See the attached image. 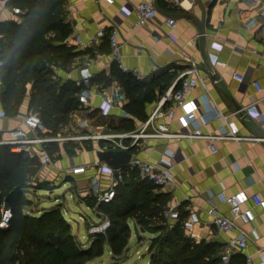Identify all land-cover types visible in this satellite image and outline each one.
<instances>
[{
	"label": "crops",
	"instance_id": "0c3cea01",
	"mask_svg": "<svg viewBox=\"0 0 264 264\" xmlns=\"http://www.w3.org/2000/svg\"><path fill=\"white\" fill-rule=\"evenodd\" d=\"M141 1L114 0L113 4H109L104 0H67L66 20L72 28L67 43L86 51L81 45L94 39L99 28L118 27L119 39L121 43L124 42L123 63L130 70L138 72V75L126 74L137 79H144L167 68L176 74V79L191 66V62H196L200 75L207 77L208 91L200 87L198 93L208 96L212 107L210 110L202 108L187 123L180 120L181 112H177L171 129L173 132H191L199 126V131L205 137L140 140L137 151L132 155L150 163L164 159L174 166L173 184L158 187V191L170 195L169 209H175L183 216L193 211L198 213L200 222L191 233H187L190 238L196 243L203 240L217 242L221 244L222 252L229 237H240V233L219 234L212 224V218L206 213L210 205L216 204L220 214L228 215L229 205L223 203L225 197L242 194V207L248 208L252 205L253 194L264 196V0H197L193 6L185 4L186 9L182 10L158 0V14L154 22L133 28L136 16L131 10ZM122 7L127 11H121ZM13 9L6 0H0V23L17 18ZM168 17L176 20V26L172 29L164 23ZM154 37H159V40ZM103 41L96 40L95 45L87 49L92 53L77 59L71 71L57 68L63 81H75L89 91L87 106L81 105L83 109L75 111L72 128L67 134L75 135L79 125H86L83 134L90 130L93 133H108L111 130L119 133L111 128L108 132L103 131L101 121L117 117L118 124L129 118L124 110L127 99L120 82L116 77H110L116 63L110 47H102ZM140 46L143 49L138 55L137 48ZM214 60L225 63V67L215 65ZM236 74L243 75L244 81H237L234 78ZM86 78L90 79L89 85L83 84ZM254 81L260 83L261 92H257L253 86ZM115 89L119 90V96L113 98ZM107 98H113L114 107L108 116H103L99 106ZM157 100L145 103L148 116ZM27 103L28 99L19 115H0V140L8 138L10 130L23 127L21 117L27 111ZM217 114L223 118L218 119ZM159 121L168 122L166 119ZM142 123L136 121L135 130ZM228 126L240 139L216 141L217 150L212 152L207 136L218 135L228 130ZM94 128L96 131H93ZM83 142H78L82 148L76 150L73 156L61 150L60 157L54 159L51 166L41 165L37 175L39 181H49L58 187L67 180L72 181L73 196L79 203L90 197L93 178L108 181L107 175L90 167L97 161L96 152L104 142L90 141L94 147L92 150L85 149ZM38 149L40 147H34L35 151ZM77 166H87V172L72 174L71 169ZM93 210L100 217V222L107 219L98 214L95 208ZM254 213L255 221L252 224L241 225V230L249 233V248L238 254L244 255V258L245 255L252 256L257 263L259 251L264 250V208H255ZM253 230L256 235L252 233Z\"/></svg>",
	"mask_w": 264,
	"mask_h": 264
},
{
	"label": "trees",
	"instance_id": "16d2710c",
	"mask_svg": "<svg viewBox=\"0 0 264 264\" xmlns=\"http://www.w3.org/2000/svg\"><path fill=\"white\" fill-rule=\"evenodd\" d=\"M66 2L6 0L10 7L19 8L20 14L0 23L2 112L6 117L19 115L28 99L27 112L38 113L49 136L67 134L75 111L83 109L80 96L85 87L75 81H63L57 68L69 72L77 59L92 53L67 43L72 28L66 20ZM106 46L109 48L107 36L102 43V47ZM112 76L120 82L127 99L124 110L129 118L112 126L122 133L134 131L136 121L147 119L145 103L159 100L176 74L167 68L137 79L121 73L115 65ZM83 147L94 148L90 141H84ZM81 148L74 141L45 144V151L53 160L60 157L61 150L73 156ZM135 151L136 147L130 152ZM40 169L37 156L13 152L9 146L0 145V219L2 208L12 212L8 227L0 228V264H87L102 256L106 246L113 257H119L131 238L130 223L154 235L148 247L152 255L148 264H219L221 244L205 240L196 243L183 227L187 216L178 212L179 218L171 219L170 195L159 192L136 169L128 167L123 169V180L116 187L113 200L97 207L98 214L108 219L109 227L90 234L91 244L85 249L72 234L60 207L39 216L25 211L29 203L24 198L26 192L40 189L37 179ZM86 201L89 206L95 204L92 196ZM231 264H245L244 255L235 254Z\"/></svg>",
	"mask_w": 264,
	"mask_h": 264
},
{
	"label": "built area",
	"instance_id": "2783aa9c",
	"mask_svg": "<svg viewBox=\"0 0 264 264\" xmlns=\"http://www.w3.org/2000/svg\"><path fill=\"white\" fill-rule=\"evenodd\" d=\"M109 4H113L114 0H104ZM167 6L178 8L180 10L186 9L185 4L193 6L197 0H162ZM212 1V0H208ZM158 0H142L138 5L134 6L131 10L135 14L136 19L133 22V28L145 27L152 24L158 14ZM121 11H127L125 7L121 8ZM13 13L15 15L20 14L19 8H14ZM165 25L170 29L176 26V20L172 17H168L164 21ZM108 37L110 53L113 57L116 66L119 70L132 75H138V72L132 71L127 68L123 63L122 46L119 37L120 32L118 27L111 26L107 28H99L96 31L95 38L82 44L81 48L87 50L95 45L96 40H104ZM155 40H159V37H154ZM143 46L137 48V54H141ZM214 64L220 67H225V63L214 60ZM206 76L200 75L196 62H191V66L179 74L175 79L173 85L164 93L159 99L153 110L150 112L148 118L141 126L132 132L126 133H93L88 131L84 134L73 135H46L47 129L43 126L42 121L36 112H25L21 117V126L13 130H10L9 136L6 139L0 140V145L9 146L13 152H27L30 156H37L41 165H52L53 159L45 151V144L57 142L63 144L65 142L74 141H103V145H99L98 150H128L133 149L140 144V140L147 139H179V138H201L205 137L200 131L199 126H196L191 132H173L171 129V123L176 118V113L181 112L180 120L185 123L189 120H193L196 113L201 109L210 110L211 100L208 96L198 93V88H203L206 92ZM234 78L240 83L244 81V76L240 74L234 75ZM90 79L83 80V84L89 85ZM253 86L257 92L262 91V87L258 81H254ZM177 86V87H176ZM89 91L85 89L81 96V105L87 106V97ZM119 96V90L113 91V98ZM205 97V98H204ZM113 98H107L102 101L99 106L100 114L108 116L112 111ZM1 116H4L3 112H0ZM218 119H221V114H217ZM166 119L168 122H161L159 120ZM228 130H223L218 135L207 136L210 140L209 147L212 152H216L215 142L223 139L239 140L237 135L231 126H228ZM33 133V135H29ZM126 142V143H125ZM40 147L38 151L34 150V147ZM167 155L171 156L167 153ZM90 167L96 168L99 173L107 175L108 181L104 182L99 178H93L90 183L89 195L95 198V203L98 206L101 203H110L115 197L116 187L123 180V170H116L110 165L95 161ZM173 165L162 159L155 163L144 162L132 155L128 168L136 169L139 172V176L147 181L152 182L157 187H163L173 184L174 174ZM87 172V166H77L71 169V173L74 175L84 174ZM223 203L229 205V214L223 215L218 211L216 204L210 205L207 210V214L212 218V224L219 234H228L234 231H239L240 237L231 236L226 243L223 251L220 255L219 264H231L232 257L238 253H244L249 248L248 238L249 233L241 230V225L252 224L255 221V208H264V196L255 193L251 196V206L248 208L242 207L243 198L242 194H231L223 199ZM171 219H178L179 213L175 209H169ZM12 218V212L9 208L1 209L0 228L5 229L8 227ZM200 222L197 212H190L186 219L183 221V227L189 234L193 228ZM109 227V221L106 219L104 223L96 228L90 230V234L104 232ZM254 235L255 232L253 230ZM259 261L256 263L253 261L252 256L245 255V264H264V250L259 251Z\"/></svg>",
	"mask_w": 264,
	"mask_h": 264
},
{
	"label": "rangeland",
	"instance_id": "374dc122",
	"mask_svg": "<svg viewBox=\"0 0 264 264\" xmlns=\"http://www.w3.org/2000/svg\"><path fill=\"white\" fill-rule=\"evenodd\" d=\"M116 118L112 117V119L102 120L101 125H104V130L100 129L105 132L110 131V128L113 129L112 126L117 122ZM78 127L79 129L75 131V135L83 134L86 130V125H79ZM93 131H96L95 128ZM108 133L116 132L111 130ZM38 184L40 189H30L26 192V197L24 198L29 203L25 211L30 215L39 216L45 211L60 207L67 224L71 227L72 234L85 249L88 248L91 241L90 230L104 223L100 222V217L93 210L95 208L98 211L96 203L93 206H89L87 201L79 203V200L73 196L74 183L70 180L61 184L62 186L60 187L49 181L38 180ZM130 228L132 232L131 238L123 255L113 257L109 247L106 246L102 256L90 260L87 264H148L152 255L147 247L154 235L140 231L133 223H130Z\"/></svg>",
	"mask_w": 264,
	"mask_h": 264
},
{
	"label": "water",
	"instance_id": "95a60500",
	"mask_svg": "<svg viewBox=\"0 0 264 264\" xmlns=\"http://www.w3.org/2000/svg\"><path fill=\"white\" fill-rule=\"evenodd\" d=\"M131 148L128 150H107L96 152L99 162L106 163L116 170H123L128 167L132 158Z\"/></svg>",
	"mask_w": 264,
	"mask_h": 264
}]
</instances>
